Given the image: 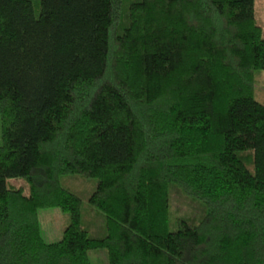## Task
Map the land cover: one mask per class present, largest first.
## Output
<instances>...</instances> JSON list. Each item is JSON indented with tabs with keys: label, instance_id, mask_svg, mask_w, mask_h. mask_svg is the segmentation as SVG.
<instances>
[{
	"label": "trees",
	"instance_id": "1",
	"mask_svg": "<svg viewBox=\"0 0 264 264\" xmlns=\"http://www.w3.org/2000/svg\"><path fill=\"white\" fill-rule=\"evenodd\" d=\"M259 69L253 0H0V264H264ZM71 174L97 179L103 235ZM174 191L199 214L171 228Z\"/></svg>",
	"mask_w": 264,
	"mask_h": 264
},
{
	"label": "rangeland",
	"instance_id": "2",
	"mask_svg": "<svg viewBox=\"0 0 264 264\" xmlns=\"http://www.w3.org/2000/svg\"><path fill=\"white\" fill-rule=\"evenodd\" d=\"M254 18L261 27V35L264 38V0H253ZM255 99L264 105V70L255 72ZM1 143V139H0ZM8 187L20 188L27 194L28 186L24 178L11 177L5 181ZM61 184L69 191L77 194L81 199V226L92 236H101L105 231L104 214L89 203V197L94 191L97 179L88 178L79 174L64 175ZM170 221L171 228L176 226L175 221L181 217H196L198 204L180 195L176 191L172 193ZM40 233L46 242H56L61 239L64 228L70 222V215L58 207L40 208L38 210ZM88 257L92 264H108V251L106 248L91 249Z\"/></svg>",
	"mask_w": 264,
	"mask_h": 264
}]
</instances>
